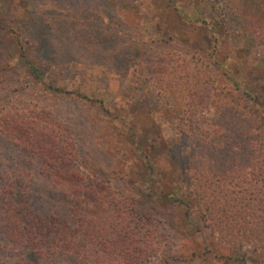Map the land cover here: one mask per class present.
<instances>
[{
    "label": "rangeland",
    "instance_id": "374dc122",
    "mask_svg": "<svg viewBox=\"0 0 264 264\" xmlns=\"http://www.w3.org/2000/svg\"><path fill=\"white\" fill-rule=\"evenodd\" d=\"M23 4L0 0L4 15L0 28L18 31L26 15L49 22L43 31L38 27L34 31L40 48L52 53L48 59L59 65L61 78L55 80L91 101L70 95L50 96L47 101L74 140L80 158L77 169L92 179L82 188L109 194L106 204L84 201L80 208L66 201L56 208V196L46 204L36 200L38 214L54 213L76 240L78 253L65 260L103 264L83 262L81 256L89 252L99 259L104 249L97 231L107 227L106 220L117 222L112 215H122L125 233L135 241L132 254L142 248L149 252L150 257L138 264H264V222L249 226L250 232L261 228L257 241L236 233L225 238L204 227L195 206L192 220L186 217V204L161 203L147 195L164 183H176L183 169L202 160L203 142H214L213 131L221 132L224 142L237 140V132L233 135L237 130L229 129L223 119L222 96L235 92L234 82L243 89H258L264 45L244 33L234 2L26 0ZM3 48L7 43L2 37ZM217 92L222 95L215 97ZM2 147L18 159L15 168L32 176L33 196L57 195L50 168L34 157L32 161L20 145ZM170 148L186 164L171 168L165 156ZM157 166L166 168L165 176L158 174ZM184 191L187 195L190 190L184 187ZM3 218L0 206V264H35L32 253L11 238ZM90 218L93 224L88 227ZM143 238L148 245L142 244ZM65 260L56 254L53 261L41 264ZM111 264L130 263L115 257Z\"/></svg>",
    "mask_w": 264,
    "mask_h": 264
},
{
    "label": "trees",
    "instance_id": "16d2710c",
    "mask_svg": "<svg viewBox=\"0 0 264 264\" xmlns=\"http://www.w3.org/2000/svg\"><path fill=\"white\" fill-rule=\"evenodd\" d=\"M230 1L235 4L234 13L239 15L244 33L264 45V0ZM22 2L26 5V0ZM3 17L0 12V21ZM47 24L49 22L40 17L32 20L26 15L21 18L18 31L2 32L0 28V39L3 37L8 48L0 50V166H3L0 167V206L9 235L32 253L35 264L53 261L56 254H61L65 260L70 253H78L74 236L64 230L54 213L38 214L35 210L37 199L44 200L46 204L47 201H55L56 196L53 204L56 208L62 201L80 208L84 201L103 205L109 198L107 192L84 191L82 188V183L92 179L77 169V159L80 158L74 140L67 128L55 119L54 108L47 101L50 96L69 95L91 101L80 91L68 89L55 80L61 78L57 74L59 65L48 59L52 53L41 42L43 48H40L34 31L36 27L43 31ZM260 74L257 90L243 89L239 82H234L235 92L228 91L222 96L223 119L229 129L237 130L233 132V135L237 132V140L224 142L221 132H214L209 127L215 140L213 143L203 142L206 153L201 156L202 160L183 169L176 183H164L162 189L157 188L147 194L154 195L161 203L186 204L185 214L190 219L195 206L194 210L201 211L199 218L205 223L204 227L219 232L225 238L236 233L241 239L247 237L250 241H257L256 232L261 228L250 232L249 226L264 222V70ZM218 93L215 97L222 95ZM11 144L22 146L29 151L31 160L34 157L51 169L49 179L57 195L48 192L46 198L33 196L32 176L15 168L18 159L2 149V146ZM231 152L235 155L232 156ZM165 156L171 168L175 165L181 167L184 163L175 149L165 151ZM157 169L159 175L165 176L166 168L157 166ZM184 187L190 190L187 195ZM111 217H116L114 220L117 222L106 220L107 227L97 231L103 236V254L99 259L89 252L80 254L83 262L111 264L116 257L138 264L150 257L147 256L148 249L144 251L143 248L137 255L132 254L131 247L135 241L128 232L125 233L122 215ZM87 224L90 227L93 218ZM97 229L93 228L91 241ZM247 231L250 237L246 235ZM141 242L148 245L147 239L143 238ZM56 264L73 263L65 260Z\"/></svg>",
    "mask_w": 264,
    "mask_h": 264
}]
</instances>
